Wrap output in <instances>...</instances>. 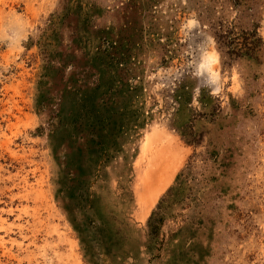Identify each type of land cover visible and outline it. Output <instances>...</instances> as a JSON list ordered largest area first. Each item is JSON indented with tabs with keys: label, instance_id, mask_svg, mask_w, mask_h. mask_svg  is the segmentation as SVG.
<instances>
[{
	"label": "rangeland",
	"instance_id": "rangeland-1",
	"mask_svg": "<svg viewBox=\"0 0 264 264\" xmlns=\"http://www.w3.org/2000/svg\"><path fill=\"white\" fill-rule=\"evenodd\" d=\"M0 264H264V0H0Z\"/></svg>",
	"mask_w": 264,
	"mask_h": 264
},
{
	"label": "bare ground",
	"instance_id": "bare-ground-1",
	"mask_svg": "<svg viewBox=\"0 0 264 264\" xmlns=\"http://www.w3.org/2000/svg\"><path fill=\"white\" fill-rule=\"evenodd\" d=\"M217 61V57L215 56V54H213V53H211V54H209V56L207 57V62H208V64L209 65H212V64H214L215 62ZM161 134H165V133H163V132H161L160 131V129L159 128H154L153 129V135H160L161 136ZM153 135H149V137H148V141L147 142H149L150 141V139L153 137ZM163 138L162 139H164V141L166 140V142H167V139L165 138V136H162ZM163 142V141H162ZM158 149H159V154L158 155H160V157H162V158H165L166 157V155H167V144L164 142V145L162 144V143H160L159 144V146H158ZM164 166H161L160 167V164H152V162L151 163H149V167H148V170H147V177H150V176H157L158 174H161V170L162 169H164L163 168ZM159 176V175H158ZM158 178H161V177H158ZM153 179V178H152ZM154 180V179H153ZM158 180V182H161L159 179H157ZM157 180H156V182H157ZM167 183V182H166ZM166 183L165 184H161L160 183V185H157V187H156V189L154 190V193L153 194H157L156 192L159 190L160 192L162 191V190H164V188L166 187ZM158 184V183H157ZM147 190H149V189H147ZM158 191V192H159ZM149 202V201H148ZM21 233V232H20ZM24 249V248H23Z\"/></svg>",
	"mask_w": 264,
	"mask_h": 264
}]
</instances>
